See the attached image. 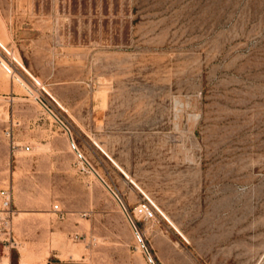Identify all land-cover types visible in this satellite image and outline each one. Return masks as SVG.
<instances>
[{"label":"rangeland","instance_id":"obj_1","mask_svg":"<svg viewBox=\"0 0 264 264\" xmlns=\"http://www.w3.org/2000/svg\"><path fill=\"white\" fill-rule=\"evenodd\" d=\"M0 31V264H264V0H0Z\"/></svg>","mask_w":264,"mask_h":264},{"label":"built area","instance_id":"obj_2","mask_svg":"<svg viewBox=\"0 0 264 264\" xmlns=\"http://www.w3.org/2000/svg\"><path fill=\"white\" fill-rule=\"evenodd\" d=\"M28 148V147H27ZM114 193L118 196V194L114 191ZM1 195L3 197V200H2V204H3V209L8 213L10 214L11 213V206H12V194L9 190H2L1 191ZM55 209L56 211L61 214V218L63 219L64 218V214H63V210L62 208L56 204L55 205ZM141 211L147 215V216H150V215H153V212L151 210V207L148 205V204H142L141 205ZM0 218L4 219L6 217H2L0 216ZM147 256L150 258L151 255L149 253V251L147 250ZM152 259V258H151ZM152 263L155 264V262L153 261L152 259Z\"/></svg>","mask_w":264,"mask_h":264},{"label":"crops","instance_id":"obj_3","mask_svg":"<svg viewBox=\"0 0 264 264\" xmlns=\"http://www.w3.org/2000/svg\"><path fill=\"white\" fill-rule=\"evenodd\" d=\"M8 43L9 40H6ZM0 45H2L0 43ZM4 46V45H3ZM13 89V84L10 82H7V80L3 77L2 71L0 70V94H6L8 91L7 89ZM4 97H7L4 95ZM49 264H90L87 260L84 259H56L53 261H50Z\"/></svg>","mask_w":264,"mask_h":264},{"label":"bare ground","instance_id":"obj_4","mask_svg":"<svg viewBox=\"0 0 264 264\" xmlns=\"http://www.w3.org/2000/svg\"><path fill=\"white\" fill-rule=\"evenodd\" d=\"M1 31H2V30H1ZM1 31H0V32H1ZM2 64H3V63H2ZM97 93H98V92H97ZM73 249H74V248H73ZM75 249H76V248H75ZM140 250H141V248H140ZM40 255H41V253H40Z\"/></svg>","mask_w":264,"mask_h":264}]
</instances>
